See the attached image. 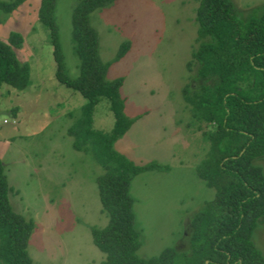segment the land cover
I'll return each instance as SVG.
<instances>
[{"label":"rangeland","instance_id":"374dc122","mask_svg":"<svg viewBox=\"0 0 264 264\" xmlns=\"http://www.w3.org/2000/svg\"><path fill=\"white\" fill-rule=\"evenodd\" d=\"M79 0H54L52 18L63 72L78 73L71 40V14ZM246 18L264 0H229ZM40 0H24L10 13H0V39L11 31L22 36L13 46L20 61L30 65V84L23 90L0 88V159L8 181L12 208L34 220L27 250L31 264H100L91 226L101 227L97 178L102 166L90 151L72 147L67 128L79 115L84 97L54 77L49 28L38 20ZM197 0H114L89 14L96 30L98 53L112 59L122 40L126 51L111 61L105 79L121 77L118 93L123 113L135 117L113 148L135 164L156 161L164 169L133 177L129 194L140 244L135 252L148 257L166 246L188 248L190 218L215 195L196 172L206 156L207 132L214 126L195 120L184 100V88L195 89ZM114 123L108 100L100 98L92 113L95 130L107 133ZM253 164L264 177V154ZM264 254V213L250 234Z\"/></svg>","mask_w":264,"mask_h":264},{"label":"trees","instance_id":"16d2710c","mask_svg":"<svg viewBox=\"0 0 264 264\" xmlns=\"http://www.w3.org/2000/svg\"><path fill=\"white\" fill-rule=\"evenodd\" d=\"M24 0H0V13H10ZM54 0H40L37 17L50 31L54 77L78 92L85 102L67 128L72 147L90 151L102 166L97 178L104 226H91L94 244L105 252L100 264H264V254L250 234L264 213V177L253 160L264 154V2L249 10L246 18L234 12L229 0H197L195 21L197 45L192 50L199 83L184 88V100L195 120L214 126L207 132L209 148L197 165L198 177L214 197L190 218L188 248L166 246L148 257L135 252L140 244L134 226L129 183L138 174L164 169L156 161L135 164L113 148L115 140L133 119L123 113L118 93L122 78L105 79L111 61L127 49L122 40L115 56L102 60L96 30L89 14L114 0H79L71 14V40L78 57V73L63 72L52 10ZM22 36L11 31L0 39V88L23 90L30 84V65L20 61L13 46ZM106 98L114 116L111 130L92 126V113L100 98ZM34 220L15 211L8 198V181L0 159V264H31L27 250Z\"/></svg>","mask_w":264,"mask_h":264}]
</instances>
